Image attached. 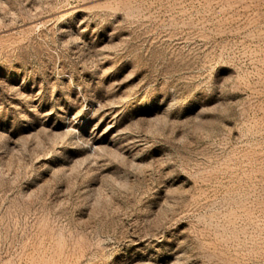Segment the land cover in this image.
Returning <instances> with one entry per match:
<instances>
[{"label": "rangeland", "instance_id": "rangeland-1", "mask_svg": "<svg viewBox=\"0 0 264 264\" xmlns=\"http://www.w3.org/2000/svg\"><path fill=\"white\" fill-rule=\"evenodd\" d=\"M0 264H264V0H0Z\"/></svg>", "mask_w": 264, "mask_h": 264}]
</instances>
